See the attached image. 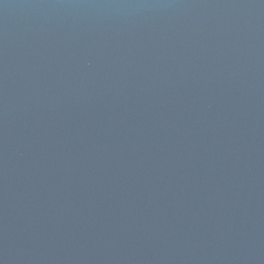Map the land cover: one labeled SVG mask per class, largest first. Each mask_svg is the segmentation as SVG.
<instances>
[{"label":"water","instance_id":"1","mask_svg":"<svg viewBox=\"0 0 264 264\" xmlns=\"http://www.w3.org/2000/svg\"><path fill=\"white\" fill-rule=\"evenodd\" d=\"M0 264H264V0H0Z\"/></svg>","mask_w":264,"mask_h":264}]
</instances>
